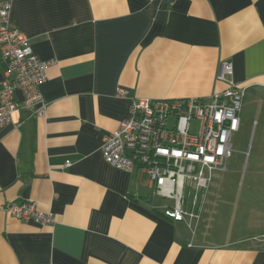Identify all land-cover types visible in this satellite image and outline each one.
Returning <instances> with one entry per match:
<instances>
[{"label":"crops","instance_id":"0c3cea01","mask_svg":"<svg viewBox=\"0 0 264 264\" xmlns=\"http://www.w3.org/2000/svg\"><path fill=\"white\" fill-rule=\"evenodd\" d=\"M1 1L53 63L40 86L45 113L23 110L16 91L19 106L0 129V206L32 201L53 223L0 209V264H264V187L245 210L226 197L224 215L209 202L211 180L188 226L164 215L174 202L154 200L145 171L116 168L101 149L134 98L224 90V60L244 89L239 126L258 128L264 147V0ZM5 67L0 60V81Z\"/></svg>","mask_w":264,"mask_h":264},{"label":"built area","instance_id":"2783aa9c","mask_svg":"<svg viewBox=\"0 0 264 264\" xmlns=\"http://www.w3.org/2000/svg\"><path fill=\"white\" fill-rule=\"evenodd\" d=\"M10 11L11 3L0 0V60L6 64L0 81V129L19 106L16 91L22 94L23 110L45 113L40 86L53 63L33 52L27 37L12 24ZM231 74V62L222 61L216 78L226 87L205 98H134L128 116L103 138L105 162L145 171L156 194L174 202L164 215L188 226L200 220L212 173L226 170L230 137L239 128L244 89L233 83ZM117 93L126 92L119 88ZM0 209L19 220L53 223V214L38 210L32 201L11 200Z\"/></svg>","mask_w":264,"mask_h":264},{"label":"rangeland","instance_id":"374dc122","mask_svg":"<svg viewBox=\"0 0 264 264\" xmlns=\"http://www.w3.org/2000/svg\"><path fill=\"white\" fill-rule=\"evenodd\" d=\"M245 125L242 119L239 128L231 134V154L226 160L227 171L216 170L212 173L209 202L217 207L218 212H224V215L229 212L228 203L225 202L226 197L234 198V203L245 210L243 201L246 196L264 187V147L261 134L258 128L255 129L251 125L245 127ZM194 126L195 124L193 128ZM153 198L161 206L165 207L169 204L167 199L158 195L153 194ZM221 202L225 204H220Z\"/></svg>","mask_w":264,"mask_h":264}]
</instances>
